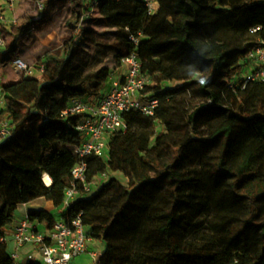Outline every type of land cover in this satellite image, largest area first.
<instances>
[{"label": "trees", "instance_id": "1", "mask_svg": "<svg viewBox=\"0 0 264 264\" xmlns=\"http://www.w3.org/2000/svg\"><path fill=\"white\" fill-rule=\"evenodd\" d=\"M158 1L150 15L139 0H96L108 31L70 38L63 58L1 85L0 119L11 122L12 135L0 144V264L13 262L2 239L19 206L64 204L82 122L63 116L67 106L77 98L96 102L132 55L151 77L146 93L159 109L153 117L128 114L109 159L86 160L87 183L103 174L125 182L111 177L82 192L63 217H80L105 245L95 264H264V83L232 85L264 39V0ZM84 46L116 53L92 81L78 58ZM29 219L55 224L45 210Z\"/></svg>", "mask_w": 264, "mask_h": 264}, {"label": "built area", "instance_id": "2", "mask_svg": "<svg viewBox=\"0 0 264 264\" xmlns=\"http://www.w3.org/2000/svg\"><path fill=\"white\" fill-rule=\"evenodd\" d=\"M18 0H0V5H10L9 11H14ZM121 1V0H115ZM148 8L150 15H155L160 8L158 0H139ZM7 19L5 13L0 12V25H14L16 21ZM260 28H255L256 33ZM5 40L0 33V48ZM14 68L22 77L32 75V69L23 58H16ZM122 75L113 81L112 86L105 90L96 102L87 98H77L69 103L63 116H81L82 122L75 130L79 136V145L75 150L78 162L71 170V186L65 192L63 209L67 211L79 198L82 192H92L97 179L105 178L107 174L100 175L93 183H87L88 157L109 159L110 145L113 138L126 129V116L133 111L141 112L145 116H155L160 101L146 93L151 85V77L142 71V64L136 55L122 61ZM251 83H264V39L259 40L256 49L241 63L232 85L237 84L243 89ZM5 94L0 86V112L5 108ZM12 135V125L9 120L0 119V144ZM51 179L48 185L45 178ZM45 185L50 188L53 180L49 175L43 176ZM12 235L18 249L30 246L32 252L28 260L34 262V252L40 253L43 264H73L80 255L88 253L96 261L100 254L90 252L89 246L93 242L92 232L86 227L81 218L68 220L61 217L55 220L52 228L38 221H31L29 215L18 222L12 230ZM5 239L2 243L5 244ZM6 245V244H5ZM35 250V251H34ZM13 262L20 260L18 252L10 253Z\"/></svg>", "mask_w": 264, "mask_h": 264}, {"label": "rangeland", "instance_id": "3", "mask_svg": "<svg viewBox=\"0 0 264 264\" xmlns=\"http://www.w3.org/2000/svg\"><path fill=\"white\" fill-rule=\"evenodd\" d=\"M96 0H18L14 11H9L10 5H3L1 10L6 14L12 25H0V33L5 44L0 48V86L19 80V75L13 65V59L23 58L31 66L32 71L42 72L51 59L64 57V45L72 37L79 39L81 34L89 29L100 33L108 31L93 8ZM9 22V23H10ZM29 24V26L26 25ZM23 29L20 31V29ZM114 43V39L106 42ZM116 53L105 47L84 46L78 58L84 67L83 77H90L91 81L98 71L111 65ZM92 83V82H91ZM165 87L182 85L167 82ZM163 131L162 126H158ZM111 177L125 182L122 175H107L99 178L92 187V193ZM45 206L46 202L38 203ZM90 252L102 254L105 245L93 241ZM89 263V259H87ZM93 264L94 261L92 262Z\"/></svg>", "mask_w": 264, "mask_h": 264}, {"label": "crops", "instance_id": "4", "mask_svg": "<svg viewBox=\"0 0 264 264\" xmlns=\"http://www.w3.org/2000/svg\"><path fill=\"white\" fill-rule=\"evenodd\" d=\"M122 72H123L122 67H119L118 69L114 70L111 73V76H110V78H109V80H108V82L106 84V87L103 90V92L105 90L109 89L112 86L113 81H115L116 79H119L121 77ZM16 81L17 80H15L13 82H16ZM13 82H10V83H13ZM6 84H8V83H6ZM42 201L46 202L45 206H40L38 204L39 202H42ZM32 210H45V211L51 213V215L54 216L55 220L63 217L64 212H66L63 209V207L55 208L52 202H49V201H47L45 199H38V200H35V201H33V202L29 203V204L19 206L17 208V210H16V221L12 225H10V226L5 228V236H4L5 240L4 241H5V244H6L7 248H8V251L10 253L18 252L20 254V260L17 261V262H8L7 264H43L42 263V257L40 255V253H38L37 251L34 252L35 257H36L35 261L34 262H30L28 260V254L33 251L32 248L30 246H25L23 248L18 249V247H17V245H16V243L14 241L13 235H12L13 227L18 222H20L22 219H24L27 215H29V213ZM92 248H93V245L91 243L90 246H89V249L92 250ZM87 259H89V263L87 262ZM93 261L95 263V260L93 259V257L90 254L85 253V254H82V255L78 256L73 261V264H93L92 263Z\"/></svg>", "mask_w": 264, "mask_h": 264}, {"label": "bare ground", "instance_id": "5", "mask_svg": "<svg viewBox=\"0 0 264 264\" xmlns=\"http://www.w3.org/2000/svg\"><path fill=\"white\" fill-rule=\"evenodd\" d=\"M45 181H46V183H47L48 185L51 184V179H49L48 177L45 178Z\"/></svg>", "mask_w": 264, "mask_h": 264}, {"label": "clouds", "instance_id": "6", "mask_svg": "<svg viewBox=\"0 0 264 264\" xmlns=\"http://www.w3.org/2000/svg\"><path fill=\"white\" fill-rule=\"evenodd\" d=\"M202 83H203V81H202Z\"/></svg>", "mask_w": 264, "mask_h": 264}]
</instances>
